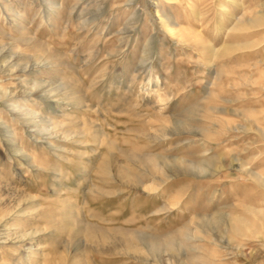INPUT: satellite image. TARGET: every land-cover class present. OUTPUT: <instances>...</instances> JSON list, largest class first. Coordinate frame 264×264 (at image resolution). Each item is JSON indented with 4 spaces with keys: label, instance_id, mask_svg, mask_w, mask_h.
Here are the masks:
<instances>
[{
    "label": "rangeland",
    "instance_id": "374dc122",
    "mask_svg": "<svg viewBox=\"0 0 264 264\" xmlns=\"http://www.w3.org/2000/svg\"><path fill=\"white\" fill-rule=\"evenodd\" d=\"M262 14L0 0V264H264Z\"/></svg>",
    "mask_w": 264,
    "mask_h": 264
},
{
    "label": "bare ground",
    "instance_id": "6f19581e",
    "mask_svg": "<svg viewBox=\"0 0 264 264\" xmlns=\"http://www.w3.org/2000/svg\"><path fill=\"white\" fill-rule=\"evenodd\" d=\"M261 18H264V14H262V17L261 16H258V17H256V18H254V19H252L250 22L252 23V24H258L257 22H259V21H261ZM3 54V53H2ZM41 54H39L38 53V56H40ZM43 56V55H42ZM45 57V56H44ZM39 58H41V56L39 57ZM38 58V59H39ZM1 90V89H0ZM5 91V90H4ZM4 95H5V93H4ZM2 96V95H1ZM8 96V95H7ZM3 97H5V96H3ZM152 158V157H151ZM150 158V162H151V166L150 167H152L153 169H155L156 167H157V164H156V162H155V160L152 158L151 159ZM147 160H148V158H147ZM158 168V167H157ZM156 173V172H155ZM121 174L122 175H125L126 177L128 176L125 172H123V171H121ZM158 178V177H157ZM158 179H161L160 177L158 178ZM158 184V183H157ZM153 187V186H152ZM260 213H262L261 211L259 212L258 211V214H260ZM256 214H257V212H256ZM238 220L241 222V223H244L245 222V220H243V219H241V218H238ZM239 226V225H238ZM89 229V228H88ZM92 230V229H91ZM181 230H182V228H181ZM231 230L234 232H240L241 231V229L239 228V227H236V226H232V228H231ZM98 231V230H97ZM102 231V230H101ZM94 232V231H93ZM97 233V232H96ZM86 234H88V233H86ZM124 234V233H123ZM133 235V234H132ZM139 235V234H138ZM103 236V235H102ZM128 237H130V236H128ZM137 237V236H136ZM123 238H124V236H123ZM143 238V237H142ZM106 239H107V237H106ZM143 239H145V237L143 238ZM104 240H105V235H104ZM170 240V239H169ZM124 245H125V247L127 248V249H129V250H132V251H134L135 250V248L131 245V243L129 242V240L127 239V238H124ZM143 241V240H142ZM153 244V243H152ZM169 246V245H168ZM169 258V257H168Z\"/></svg>",
    "mask_w": 264,
    "mask_h": 264
}]
</instances>
